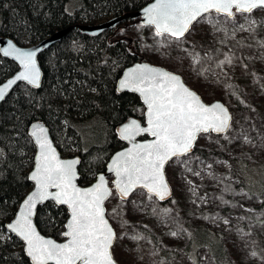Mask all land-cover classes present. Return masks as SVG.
<instances>
[{"label": "snow or ice", "instance_id": "1", "mask_svg": "<svg viewBox=\"0 0 264 264\" xmlns=\"http://www.w3.org/2000/svg\"><path fill=\"white\" fill-rule=\"evenodd\" d=\"M143 14L146 25L154 28V38H160L157 41V51L175 46L185 53L184 58L191 62V70L197 76L208 79L211 75L214 78L213 83L228 90L233 89V85L227 83V69H232L239 63L241 70L247 73L249 65L242 63V58L264 60V51L259 52V57H243L242 54L238 56L235 51L230 54L221 53L219 48L211 47L225 44L230 29L232 38L237 32H247L253 39L254 43L247 44L237 41L236 44L241 50L253 47L264 50V38H255L257 27L264 22V0H154L143 9ZM257 15L262 19L257 20ZM201 25L209 28L210 42L207 48L200 45L204 50L203 55L196 52L197 42L189 39ZM0 53L5 57H12L21 69L14 78L0 84V102L5 101L10 90L18 82H27V85L36 89L41 87V67L36 51L17 47L10 40L7 47L0 48ZM160 54L168 55L167 52ZM219 55L224 58L217 59ZM261 79L264 77H258L256 83L264 89V84L259 83ZM125 90L138 93L146 108L143 110V124L132 119L119 129V138L128 141L131 146L118 152L108 167V171L116 177L113 181L115 191L109 187L104 175H100L98 182L90 187H78L76 166L80 160L61 159L49 138V130L40 124L31 126L28 142L34 141L38 155L34 159V170L27 178L34 182L35 187L23 200L15 219L5 226L8 233L15 234V237L23 242V251L30 258L31 264H118L114 256L117 240L127 237L139 242L146 237L141 234L129 236L127 232L118 236L106 217V201L118 196L127 202V198L137 189L143 190L139 195L145 196L149 202L155 203L153 197L158 201L168 199L172 196V188L166 175V166H170V163H180L187 169L188 162L180 160V157L189 154L202 137L212 140V134L215 133L217 140H213V143L224 138L230 143L239 140L245 144H253L249 129L243 127L234 136L225 137L223 134L233 128V116L228 106L218 100L211 104L205 103L198 93L186 86L183 77L178 73L149 64H137L118 82L117 91ZM28 102L30 103L31 99ZM49 107L51 108V105ZM251 130L256 131L255 124H252ZM145 134L152 139L136 142L138 136ZM257 137L260 146L264 147V134L257 132ZM255 146L253 144V147ZM5 156L4 147H0V164L4 163ZM218 162L227 165V161ZM208 167L211 168V165ZM193 174L200 175L199 172ZM53 189L55 191H52ZM189 191H192L191 187ZM47 200L55 202L57 206L66 205L69 210L70 219L61 233L65 237L63 243L42 236L33 222L37 205ZM132 203L136 204V201ZM172 203L175 204V200ZM192 203L196 201L193 200ZM248 211L254 212L255 209L250 208ZM152 212L162 224L176 225V230L170 231L169 235L179 237L187 231L183 228L178 214H173V209L165 208L158 213L153 207ZM112 214L117 215V210L113 209ZM260 216H264V212H261ZM223 223L228 225L230 221L224 219ZM256 223L264 226V220L259 217ZM144 227L147 228V225ZM235 231L247 250L248 258L264 264V254L255 250L256 242L250 239L251 232H244L239 227ZM10 243H14L13 236H6L4 231H0V248ZM237 250L240 251L239 248ZM156 254L152 253L153 256ZM0 259H3V256H0ZM202 259L207 260L208 257Z\"/></svg>", "mask_w": 264, "mask_h": 264}, {"label": "trees", "instance_id": "2", "mask_svg": "<svg viewBox=\"0 0 264 264\" xmlns=\"http://www.w3.org/2000/svg\"><path fill=\"white\" fill-rule=\"evenodd\" d=\"M151 1L0 0V37L27 46L59 29L99 23L113 15L138 10ZM72 2L78 4L74 11L68 9ZM130 24L143 25L138 19H129L97 36L74 28L39 56L43 70L41 88L20 83L0 103V147H4L6 153L4 163L0 164V231L6 236L12 235L14 240V243L0 248V256H3L0 264H31L22 242L5 227L32 186L27 178L36 152L34 142H28L31 123L43 121L64 156H72L73 149L79 151L82 159L79 183L86 186L105 170L111 155L124 146L116 134L117 126L132 116L144 121L143 113L137 112L143 107L140 97L135 93L117 91L123 70L144 60L138 42L126 33ZM18 69L13 60L0 53V83ZM229 97L232 105L240 102L231 93ZM193 152L207 153L200 148ZM228 160L237 186L256 193L264 177L253 172L256 170L254 165L239 157ZM257 172L264 175V165ZM169 202L171 199L166 203ZM108 214H112L109 209ZM67 218L66 207L48 202L39 207L36 223L42 233L61 240ZM183 226L190 233L189 246L194 252L191 255L207 248L215 264H231L221 232L206 226H194L187 221ZM146 233L159 257H165L170 250L163 241L154 233Z\"/></svg>", "mask_w": 264, "mask_h": 264}, {"label": "rangeland", "instance_id": "3", "mask_svg": "<svg viewBox=\"0 0 264 264\" xmlns=\"http://www.w3.org/2000/svg\"><path fill=\"white\" fill-rule=\"evenodd\" d=\"M77 5L72 2L68 9L74 11ZM256 19L261 20L262 17L257 15ZM126 33L138 42L143 61L164 66L181 74L185 82L197 91L206 102L219 99L230 107L233 114V128L232 131L224 134L225 137L234 136L243 127L249 129V135L253 138V144L256 146L253 147V144H245L239 140L230 143L224 138L213 143V140H217L215 134H212V140L202 137L198 139L195 148L205 150L206 154L193 152L180 157V160L188 162L187 169H191V171H188L180 163H170V166L166 168L174 191L171 202L160 203L155 197H153L155 203L149 202L145 196L139 195L143 191L142 189L136 191L127 202L119 199L118 196L116 199L111 198L107 202V211L109 209L113 213V209L117 210V215L109 216L108 214L117 235L122 236L127 232L129 236L141 234L146 237L139 242H134L127 237L117 240L114 245L115 258L120 264H193L194 261L195 264H215L208 254L207 248L199 249L195 254L196 258L190 254L194 253L189 246L190 233L184 226L183 228L187 231L181 236L169 235L170 231L176 230V225L162 224L158 216L152 212V208L155 207L158 213L165 208L173 209V214H178L182 225L187 221L194 226H206L221 232L231 256V264H259L258 260L248 258L247 250L244 249L243 242L239 240L235 229L239 227L244 232L250 231V239L256 242L255 250L264 254V226L256 223L257 217L264 220V216H260V213L264 212V182H261L256 193L237 186L236 179L231 175L232 166L228 159L243 158L254 165L256 170L253 172L257 176L264 177L257 172L260 166L262 168L264 165V147L260 146L257 137V132L264 134V89L256 83L258 77H264V60L242 58L241 62L249 65L247 73L241 70L239 63L234 68L227 69V83L233 85V89L228 90L213 83L214 78L211 75L208 76V79L197 76L191 70V62L184 58L185 53L175 46L157 51L159 47L157 41L160 38H154V28L130 24ZM255 38L257 40L264 38V22L257 27ZM189 39L197 42L196 52L203 55L204 50L200 45H203L204 48L209 47V28L205 25L197 27L196 34ZM237 41L242 44L254 43L247 32H237L232 38L229 29L226 43L211 45V47L219 48L221 53L230 54L235 51L238 56L242 54L243 57H259V52L264 51L256 47L241 50L236 44ZM189 50L191 51V49ZM161 52H167L168 55L162 56ZM213 54L215 55V53ZM216 58L223 59L224 57L219 55ZM216 70L219 71V69ZM250 73L256 75L253 76ZM259 83L264 84V79H261ZM230 93H234L232 95L236 96L240 102L232 105L229 101ZM143 110L144 106L138 109V114L143 113ZM252 124L256 125V131L251 130ZM78 153L77 149L72 150V155ZM218 161H227V165ZM208 165H211V168ZM195 172H199L200 175H194ZM209 173L212 175L210 176ZM256 175L253 176L256 178L255 180L258 179ZM189 182L191 183L189 184ZM190 187L192 188L191 192L189 191ZM173 200H175V204L172 203ZM193 200L196 203H192ZM132 201H136V204H133ZM250 208H254L255 211H248ZM238 217L251 219L238 220ZM224 219H228L230 223L225 225ZM144 225H147V228ZM143 229L158 235L159 239L163 241L164 246L170 250L166 252L165 257L160 258L158 254L152 255L153 252H156L153 241ZM238 248L240 251L237 250ZM205 256L208 257L207 260L202 259Z\"/></svg>", "mask_w": 264, "mask_h": 264}, {"label": "water", "instance_id": "4", "mask_svg": "<svg viewBox=\"0 0 264 264\" xmlns=\"http://www.w3.org/2000/svg\"><path fill=\"white\" fill-rule=\"evenodd\" d=\"M153 2H154V0H152L150 3H148L147 5L143 6L142 8H140V9H138V10L127 11V12L122 13V14H119V15H113V16H111V17H109V18H107V19H105V20H103V21H101V22H99V23H95V24H78V25H75V26H72V25H71V26H68V27H65V28L59 29V30L53 32L51 35H49V36H47V37H45V38L39 40L38 42H36V43H34V44H31V45H27V46H21V45H18V44H17L14 40H12L11 38H8V37H0V48L7 47V46H8V41L11 40L14 44L17 45V47H22V48H24L25 50H28V51H36V54H37V60H38V63H39V56L41 55V53H42L45 49H48V48L51 47L52 45H54V44L58 43L59 41H61V40H62L65 36H67V34H69L74 28H77L78 30L82 31L83 33H87V34H90V35H93V36H97V35H100V34H102L103 32H105V31H107V30H110V29H113V28L118 27V26L121 25L123 22H125V21H127V20H129V19H132V20H136V19H138L143 25L147 26V25H146V22H145V21H146V18H145L144 14H143V9L146 8V7H148V6H149L151 3H153ZM1 54L3 55V53H1ZM4 57H5V56H4ZM5 58H9V59L13 60V61L18 65L19 69H18L13 75H11L10 77L6 78V79H5L3 82H1L0 84H2V83H6L8 79H12V78H14V76L18 73V71L21 70V69H20V66H19V64H18V62L15 61L12 57H5ZM137 64H149V65H152V66L160 67V68L166 69V70H168V71H171V70H169L168 68H166V67H164V66H160V65H156V64L149 63V62H147V61L139 60V61L133 63L132 65L128 66L127 68H125V69L123 70L122 75H121V77L119 78V80L122 79V78L126 75V73H127V71H128L129 69L135 67ZM39 65H40V63H39ZM40 67H41V65H40ZM171 72H174V71H171ZM175 73H176V72H175ZM178 74H179V73H178ZM179 75H181V74H179ZM181 76H182V75H181ZM182 77H183V76H182ZM119 80H118V82H119ZM183 80H184V78H183ZM42 82H43V70H42V68H41V86H42ZM118 82H117V86H118ZM20 83H27V82H18L17 85L13 86V89L10 90L9 94L12 93V92L14 91V89H15ZM184 83H185L186 86L189 87L191 90L195 91L193 88H191V87L185 82V80H184ZM30 86H31V85H30ZM31 87H32V86H31ZM40 88H41V87H40ZM40 88H38V89H40ZM35 89H36V88H35ZM122 92H124V91H122ZM125 92H130V91L125 90ZM195 92L198 93L197 91H195ZM131 93H132V92H131ZM9 94H8V95H9ZM135 94H137V95L140 97V95H139L138 93H135ZM198 94H199V93H198ZM199 95H200V94H199ZM200 96H201V95H200ZM7 97H8V96H7ZM7 97H6V98H7ZM201 98H202V97H201ZM140 100H141V102H142V104H143V101H142V98H141V97H140ZM202 100H203L205 103H207V104H211L212 102L217 101V100H218V101H221L222 103H224L222 100H219V99L213 100V101H211V102H206L203 98H202ZM0 103H2V102H0ZM224 104H225L226 106H228L226 103H224ZM143 106H144V109H145L146 106H145L144 104H143ZM228 108H229V111H230L231 114H232V111H231V109H230L229 106H228ZM232 116H233V114H232ZM132 119H136V120L140 121L142 124L144 123V121L142 122L141 119H140L139 117H136V116H132V117H130L128 120H126L125 122H123V123H121L120 125L117 126V128H116V134H117L118 138H119V129H120V127H121L123 124L128 123V122H129L130 120H132ZM33 124H40V125H43L45 128H47V129L49 130V138L53 141V145L57 148V151H58V153H59L61 159L69 160V159H73V158H78V159L80 160V163L76 166V168H77V173H78V179H77L76 183H77V186H78V187H81V188H87V187H90L91 185H93V184H95V183L98 182V179H99V176H100V175H104L105 179H106V180L108 181V183H109V187H110V188H113V190L115 191V189H114V185H113V181L116 179V177H115V174H114V173L108 171V167L111 165L112 160L115 158V156H116V154H117L118 152H120V151H122V150H124V149H126V148H129V147L131 146V144H130L128 141H124V140H122V139L119 138V139L124 143V146H123L122 148H120L119 150L115 151V152L111 155L109 161L107 162V165H106L105 170L102 171V172H99V173L96 175L95 180H94L91 184L84 186V185H81V184L79 183V178H80L79 168H80L81 160H82V159H81V156H80L79 154H75V155H72V156H64L63 153L60 151L59 147L57 146L56 142L54 141V139H53V137H52V134H51V131H50L49 127H48L43 121H35V122L31 123L30 126H29V128H28V133H29V135H30V132H31V126H32ZM213 134H215V133H213ZM225 134H226V133H225ZM215 135H216V134H215ZM223 135H224V134H223ZM150 139H152V138H151L150 136H148V135L145 134V135H142V136H138V137L136 138V142H143V141L150 140ZM33 142H34V141H33ZM34 144H35V143H34ZM35 147H36V146H35ZM195 147H196V145H195ZM195 147L192 149V151H191L190 153H193V151L195 150ZM190 153H189V154H190ZM36 155H38V148H37V147H36L35 156H36ZM187 155H188V154H187ZM35 156H34V159H35ZM174 159H175V158H174ZM166 168H167V166H166ZM33 170H34V162H33V166H32V168H31L30 171H29V174H30L31 171H33ZM166 175H167V173H166ZM28 176H29V175H28ZM167 178H168V176H167ZM29 181H30V183H31L32 186H31V189L29 190V192H28V193L25 195V197L23 198V200H24V199H25V198H26V197H27V196H28V195L34 190V187H35L34 182L31 181V180H29ZM168 181H169V179H168ZM169 183H170V181H169ZM170 186H171V188H172V196L169 197L168 199L164 200V201H159L160 203H166V202L170 201V199L173 197V192H174V191H173V187H172L171 183H170ZM138 190H140V189H137L136 191H138ZM52 191H55V190L53 189ZM136 191H135V192H136ZM135 192H133V193L127 198V200L130 199L131 196H132ZM110 199H111V198H110ZM110 199H109V200H110ZM23 200L20 202V204H19V206H18V209H17L16 213L18 212L20 206L22 205ZM109 200H108V201H109ZM108 201L105 202V207H106V209H107V202H108ZM48 202H53V201H51V200H47V201L43 202L42 204H38V205H37V207H36V215L33 217V222H34V224L36 225L37 230L40 232V234H41L42 236H44V237H46V238H51V239L55 240V241L58 242V243H63V242H65V237H63V239H61V240H60V239H56V238L53 237V236L46 235V234L42 233V232L40 231L39 227L37 226V223H36V216H37L38 209H39V207H40L41 205H43V204H45V203H48ZM53 203H55V202H53ZM59 206H64V207H66V209H67V211H68V218H67V221H66V223H65V225H66L67 222H68V220L70 219V213H69V210H68V208H67L66 205H59ZM16 213H15V215H16ZM15 215H14V217H13L9 222H7V224L10 223V222H12V220L15 219ZM106 217L109 218V216H108V211L106 212ZM109 222L111 223L110 218H109ZM7 224H6V225H7ZM111 224H112V223H111ZM112 226H113V224H112ZM113 227H114V226H113ZM13 235H15V234H13ZM21 242H22V241H21ZM22 244H23V242H22ZM23 247H24V244H23ZM115 259H116V258H115ZM116 260H117V259H116ZM118 264H120V263L118 262Z\"/></svg>", "mask_w": 264, "mask_h": 264}]
</instances>
